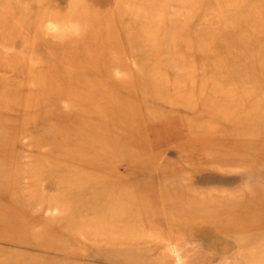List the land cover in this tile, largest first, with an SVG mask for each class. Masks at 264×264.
<instances>
[{
  "label": "rangeland",
  "instance_id": "1",
  "mask_svg": "<svg viewBox=\"0 0 264 264\" xmlns=\"http://www.w3.org/2000/svg\"><path fill=\"white\" fill-rule=\"evenodd\" d=\"M236 1L0 0V264H264L263 150L225 160L264 51L220 58L264 34V0Z\"/></svg>",
  "mask_w": 264,
  "mask_h": 264
},
{
  "label": "bare ground",
  "instance_id": "2",
  "mask_svg": "<svg viewBox=\"0 0 264 264\" xmlns=\"http://www.w3.org/2000/svg\"><path fill=\"white\" fill-rule=\"evenodd\" d=\"M231 5H233L238 10H241L244 7V5H248V2H247V0H245V1L240 0V1H236V2L232 3ZM249 10L250 11L251 10L256 11V9L254 7L249 9ZM249 16H250V14L247 17H249ZM247 19L248 18H245L244 20L240 19L239 22H237V23H239V25L244 24V23L246 24ZM253 25L256 27L260 26V25L264 26V22H262L261 24H258V25H257V21L253 22V24H250L249 22L247 24V26L251 27V28H253L252 27ZM211 32L212 31L209 30L206 33H211ZM259 37L260 38L258 39L257 43H255L254 46H249V47L246 46L247 43L245 42L244 39H241L240 41H235V43H237V45L239 47H241L242 49H239L237 47V49L236 50L234 49L233 51L231 49L226 50L225 53H222V56L220 58H228V57L235 56V55L237 57H240V58L241 57L246 58L248 56H255V55L257 56L260 50L264 51V34H261ZM225 42L229 43V40L226 38ZM186 44H187L186 45L187 47H186L185 51L183 52L184 56H191L192 57L193 54H196L197 56L200 55V56H203L204 58H210L209 56H212L214 53V45L210 40H203V41H200L198 43H193L191 41L190 42L187 41ZM66 47H67L68 51H70L72 48V47L70 48L68 45ZM106 48H110V47L109 46H101V49H106ZM204 48L205 49L207 48L208 50H210V55H208V53L205 51ZM95 49H99V47L98 46L85 47V50H86L85 53H88L90 55V54H92V52ZM155 49H157V48H155ZM155 49H154V53L152 51L151 54L153 56H158V58H159L160 55H158L159 53L157 51H155ZM171 56H173L174 58H179V57L174 56L173 54ZM73 57L74 56H72V58H71V56H69L68 59L73 60ZM215 59H217V58H215ZM70 60L67 61L66 63H68V62L70 63ZM157 63L158 62H156V64ZM190 63H191V66L193 69H195V70L200 69L202 71H204L206 69V65H207V61H203L202 63L198 64L200 67L195 65L192 62H190ZM214 63L216 64L217 68L213 69L212 72H210V73H212L214 75V74H217L218 70L226 69V72H228V73H226V76H224V82L227 81L229 83V86L231 85L230 83L241 82L242 81V80H240L241 77H243V76L245 77L244 72L247 70V68L243 64L241 66L239 64H233V63H229L227 65V63H226V65H227L226 66L225 63H223L219 60H217ZM169 64H171L172 66L174 65L175 67H178L181 69L188 66V64H186L183 60H180V61L171 60V61H169ZM172 90H174V92H173L174 96L175 95L177 96L179 93L178 90H181V89L175 90L172 87ZM172 90H171V92H172ZM263 90H264V88H262L261 92H257L255 89L252 94H246L244 91H240L239 96H238V92L235 93L236 97L234 96V98L236 100L235 102L238 101L237 104L239 103V105H241L243 103V100L248 101V103H249L248 107H247L248 109L244 110L243 112L241 111V116L244 117L243 119H250L251 120L250 122L252 123V127L249 129L248 127H244V125H243V128L236 126L238 128V131H239V133L236 132L238 134V137H237L238 141L235 144L230 145V146H232L231 148L233 149L232 150L233 156L225 158V160H228V163L226 161V163L228 165L232 164L236 161L238 162L241 159L242 155H244V154L246 155L247 151H249L251 148L252 149H254V148L260 149V151L255 152V154L260 153L263 150V152L260 154L264 155V130L257 132L256 127H255L258 120H260V118L264 117V103L260 102V104H258L259 99H261L260 97H262V95L264 94ZM221 91H223V90H221ZM203 107H204V104H203ZM238 122H240V121H237V123ZM247 135H249V136H247ZM244 137H247V138H244ZM241 150H242V152H241ZM221 157L222 156H218V155L215 156V158H218V159H220ZM229 159H232V160H229ZM263 159H264V157H263ZM250 196H252V195H250ZM175 198L176 199L178 198L177 195H175V196L173 195V197L170 199H175ZM228 222L230 224L231 230H233V231H237L239 229L241 231H247L248 225L252 224V219H248L247 221H236V219L235 220L230 219ZM247 236H249V235H247Z\"/></svg>",
  "mask_w": 264,
  "mask_h": 264
}]
</instances>
